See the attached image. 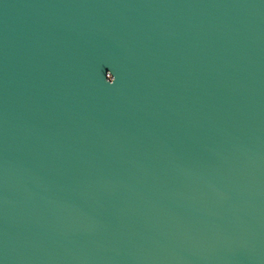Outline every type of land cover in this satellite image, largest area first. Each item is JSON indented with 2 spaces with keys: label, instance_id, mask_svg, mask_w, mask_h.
Masks as SVG:
<instances>
[{
  "label": "water",
  "instance_id": "1",
  "mask_svg": "<svg viewBox=\"0 0 264 264\" xmlns=\"http://www.w3.org/2000/svg\"><path fill=\"white\" fill-rule=\"evenodd\" d=\"M0 264H264V0H0Z\"/></svg>",
  "mask_w": 264,
  "mask_h": 264
}]
</instances>
